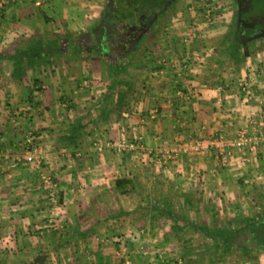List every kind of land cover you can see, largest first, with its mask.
Masks as SVG:
<instances>
[{
	"label": "crops",
	"instance_id": "crops-1",
	"mask_svg": "<svg viewBox=\"0 0 264 264\" xmlns=\"http://www.w3.org/2000/svg\"><path fill=\"white\" fill-rule=\"evenodd\" d=\"M107 3L14 0L0 18V131L9 116L35 129L63 192L51 214L29 167L0 170V264H217L202 239L227 233L223 217H248L255 188L264 187V149L246 159L231 151L225 166L212 152L180 154L165 166H148L146 156L162 140L170 151L183 140L233 137L250 115L258 120L255 94L263 89L246 72L264 53L242 57L240 37L230 35L236 29L187 34L194 6L153 17L136 43L105 40ZM49 24L55 32L42 34ZM81 36L98 50L48 51L45 59L20 45L55 39L60 46ZM230 36L233 50H224ZM16 56L32 62L16 70ZM13 133H6L11 144ZM129 138L141 144L140 161L124 149ZM107 141L112 149L100 151ZM50 217L60 228H49ZM247 246L235 264H264V250Z\"/></svg>",
	"mask_w": 264,
	"mask_h": 264
},
{
	"label": "rangeland",
	"instance_id": "rangeland-1",
	"mask_svg": "<svg viewBox=\"0 0 264 264\" xmlns=\"http://www.w3.org/2000/svg\"><path fill=\"white\" fill-rule=\"evenodd\" d=\"M0 1L6 3L4 6L0 8V18H1L2 14L8 8L13 7L9 5L14 4V0L13 2H11L10 0H0ZM120 2L121 3L119 6L123 10L122 14L120 15L127 17L129 20H132L131 19L133 17L132 15L140 16L142 15L141 13L143 10L151 7V0H137V2L134 5L127 3L126 5L128 6L126 7L123 6V4L126 3L124 2V0H120ZM30 3L34 5L36 3V0H30ZM108 3L105 5L108 6L106 8V11L112 6L111 4ZM163 3L164 4L161 8L162 10L156 12L157 13L156 19L158 20L162 19L166 15L167 13L166 11L168 9H171V6H194L193 8H191V11L193 13L195 12L196 16L199 15V17H197L196 20L194 19L195 14L191 15L192 17L189 21L190 24L188 26L190 28V32H187V34L190 35L195 34L197 32L195 31V29L198 27H201L200 34H203L204 31H209V33L204 34V36L212 34L213 31H215V34H217L218 31L220 33L226 32L225 34H230V32H233L232 31L233 29L234 30L236 29L237 32H233V34L231 33L230 35H235L236 38L235 41L237 40V37H240V41L238 42H240L241 50L244 53L242 57L245 54H247L248 51L254 52L256 54L255 55L256 57L258 56L257 53L259 52L264 53V34L250 35L252 34V30L254 29L264 30V0H241V2H239V0H164ZM245 6L247 7L245 8ZM40 7L41 4L35 6L34 8H40ZM239 11H243V12L242 13L240 12L241 14H239ZM43 14L44 13H42V16H44ZM49 21L50 19L48 20V22ZM44 24H47V21H44ZM56 29L57 28L53 26V24H49L46 25V27L44 25V27L40 29V32L42 34H47L48 30H52L53 32H55ZM243 34H245V36ZM255 37H257L256 40L258 39L259 41L263 40V43L256 46L255 41L253 40ZM68 40H69L68 42L66 41L64 44H61L60 46H58L57 41H55V39L53 40V42H47V43H35V42L24 43L23 41H21L20 45L22 46V48H25V49H21L22 51L26 50V47H24L26 44L28 45L27 46L28 49L32 47L34 51L32 54H35L38 57L40 56V52H45L43 53V55H45V59L48 58L47 56L48 51L49 53L52 54L57 52L58 50H63V49L66 50V48H68V50H71L72 48L78 49V47L83 49L94 48L95 50L96 49L98 50L97 44L93 45L94 43L91 44L86 43L87 42L86 38L83 36H81L80 38L76 37L77 42L75 43L73 42L74 38L73 39L69 38ZM232 40L233 39L230 36V40L227 43H225L224 50L226 49L228 51L233 50L231 46ZM25 57L27 58V56ZM28 62H32V60L30 59L26 60L23 59V57L20 58L19 56H16L14 68L17 70L21 65ZM247 68L248 70L251 69V72L247 71L246 73H250V74L253 73V75H255L253 76L254 79L258 80L257 84L255 85L259 84L263 90L256 91L255 94L257 97H259L258 100H260V106H259L260 112L259 114H257V117L259 116L258 120L253 119L254 116L250 115L251 117L249 116L248 119L243 120L241 122L242 124L240 125L241 127L239 129L243 127L248 128V126H252V128H248V130L250 131L255 130L257 132L256 135L257 139L253 140L254 142L253 146L255 147V149L253 153L250 154H253L252 157L258 158L262 154L259 153V150L264 149V55L258 61L256 59L252 61L251 65L247 66ZM258 76H260V78ZM31 82L32 84L34 83L33 86L35 87L36 91L41 90L40 85L39 83H37V81L31 80ZM242 83H247V82L243 80ZM250 113L251 112H249V114ZM11 118H12L11 116L7 117L6 119L7 122L5 123L7 128H4L2 129L3 131H0V138H2V141L0 142V154H1L0 170L2 174L9 175L11 171L15 169L29 167L31 172L34 173V178L37 181L38 190L40 189L41 195L44 197V200H46L48 203L47 204L48 210L51 212V214H53V212L56 211L55 208L56 207L58 208L60 206V200L62 197L61 194L63 192L60 191L56 177L54 176V172L48 168L49 161L45 157V154L43 152V146H42L43 141L39 138L40 136L36 133V130L30 128V125L28 124L19 125L17 124V122L13 123ZM18 126L23 127V129H19V128L17 129L16 127ZM12 130L17 131V133H13V134H16L18 136L15 143L13 144L10 143L11 140H8L7 138L8 135H6V133L12 132ZM236 138L237 135L235 134V136L233 135V137L232 136H229L228 138L226 137V140L230 142V141H234ZM185 141L186 140H183L181 144ZM125 143H124L125 146L124 149L127 148L133 149V150L130 149L128 150V152L133 153L130 155L131 156L130 160L140 161V159L142 158L140 155L141 144L140 143L137 144V140L135 139L134 141V139L132 140V138H129L128 141ZM162 143H163L162 146L156 147L155 152L153 153L154 156H152V154H147L146 156L147 163L150 162L148 166H150L152 162H156L160 166H165L166 160H168L167 161L168 163L172 161V159H168L167 154L164 153L166 151V148H164L163 145L166 142L162 140ZM104 144L106 147L105 146L99 147L100 151H102V149H112L114 141L112 142L107 141ZM122 145L123 144L117 142V144L115 145L117 151L122 150ZM30 147L38 149L39 152L36 154V156H34L32 160H26L24 157L26 156V152L29 151ZM137 149H139L140 151H137ZM232 152L237 154L240 153L241 154L240 156L241 157L243 156L244 159L250 157L249 156L250 154L244 153L243 150L239 151L234 149L232 150ZM184 153H193V152L186 151V152H181L180 154H184ZM151 157H154V159H152ZM254 197L255 200L253 201L251 200V202H249L247 218L235 219L232 218V216L223 217L219 221V224L225 226L224 227L225 232L227 231V233H224L222 236H218V235L214 236L212 233H210V235L206 236L208 240L202 239L203 242L210 245V249H208L209 250L208 254L219 256L217 260V264H235L234 257L238 255L239 252H241L242 250L248 247L246 234H244L243 236L242 232L246 231L251 233L252 232L251 225L258 223L264 217V187L262 188L260 184H258L257 187L255 188ZM162 209H165V207H162ZM52 219H54V217L48 218V224L50 226L49 228L51 230L60 228L58 225L57 226L54 225ZM183 221L184 223L185 222L188 223V221L186 220ZM213 223L214 221H212L211 219L207 220V222L205 221V224L212 225ZM183 238L185 237L180 236L178 241H180V239L184 241ZM251 247L253 246L251 245ZM259 249L261 250L260 247ZM176 264H178V262H176ZM179 264H184L182 258H180ZM210 264H213L212 260Z\"/></svg>",
	"mask_w": 264,
	"mask_h": 264
},
{
	"label": "built area",
	"instance_id": "built-area-1",
	"mask_svg": "<svg viewBox=\"0 0 264 264\" xmlns=\"http://www.w3.org/2000/svg\"><path fill=\"white\" fill-rule=\"evenodd\" d=\"M13 2V0H10ZM6 3L0 1V8ZM190 95H186L185 99H189ZM13 123L16 122L12 120ZM246 126V125H245ZM252 128V126H248ZM248 128L243 127L237 131V138L234 141H227L226 136L223 133L217 134L213 138H203L196 139L193 141H185L182 144H179L176 149L165 151L168 159H174L181 152H193L198 154H204L207 152H212L217 159V163L220 166H225L229 163L230 152L232 150H243L244 153H253L255 147L253 146V140L257 139V132L255 130H248ZM2 138H0V142ZM30 142V141H29ZM39 152L38 149L30 147L29 151L26 152L24 157L26 160H32L34 156ZM46 182V181H45Z\"/></svg>",
	"mask_w": 264,
	"mask_h": 264
},
{
	"label": "flooded vegetation",
	"instance_id": "flooded-vegetation-1",
	"mask_svg": "<svg viewBox=\"0 0 264 264\" xmlns=\"http://www.w3.org/2000/svg\"><path fill=\"white\" fill-rule=\"evenodd\" d=\"M127 1L129 2V0H124V2L126 3L123 4V6L125 7L128 6L126 5ZM108 2H109L108 4H111L112 6L105 12V15L102 20L104 23L103 29L105 30V32H107L106 34H104L105 40L109 39L110 36L112 35L111 39L113 41L120 42L122 39L124 40L130 39V44L134 42L136 37L139 36V34L143 31V29H145V27L149 23H151L153 17L157 15L156 12L160 11L164 4L163 3L164 0H158V3L156 0H151V7L143 10L141 13L142 15L140 16L132 15L133 16L131 18L132 20H129L127 17L120 15L123 12L121 7L119 6L121 2L119 4H117L116 0H114L113 2L109 0ZM239 2H241V0H239ZM246 7L247 6H245V8ZM243 11H239V14H241ZM255 34H264V30L263 29L252 30V35Z\"/></svg>",
	"mask_w": 264,
	"mask_h": 264
},
{
	"label": "trees",
	"instance_id": "trees-1",
	"mask_svg": "<svg viewBox=\"0 0 264 264\" xmlns=\"http://www.w3.org/2000/svg\"><path fill=\"white\" fill-rule=\"evenodd\" d=\"M113 1L111 0V2H113ZM156 1L158 3V0H156ZM116 2H117V4H119L120 3V0H116ZM136 2H137V0H129V2L127 1V3L133 4V5ZM104 32H105V30H104ZM106 33L107 32H105L104 34H106ZM137 37L135 39V43L137 42ZM117 47H119V45ZM93 50H95V49L93 48ZM19 68L17 70H19ZM14 76H15V73H14ZM117 183L119 184V182H116V185H117ZM251 230H252V232L250 233V235L249 234H246V237L247 238L250 237V238L247 239V241L253 247H256L257 249H259V247H260L261 250H264V217L258 223L251 225Z\"/></svg>",
	"mask_w": 264,
	"mask_h": 264
}]
</instances>
